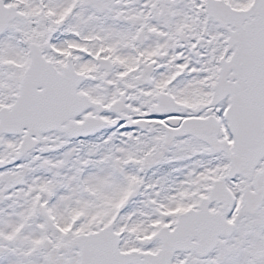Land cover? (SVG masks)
Returning a JSON list of instances; mask_svg holds the SVG:
<instances>
[{
  "label": "snow or ice",
  "instance_id": "6c2138e0",
  "mask_svg": "<svg viewBox=\"0 0 264 264\" xmlns=\"http://www.w3.org/2000/svg\"><path fill=\"white\" fill-rule=\"evenodd\" d=\"M0 264H264V0H0Z\"/></svg>",
  "mask_w": 264,
  "mask_h": 264
}]
</instances>
